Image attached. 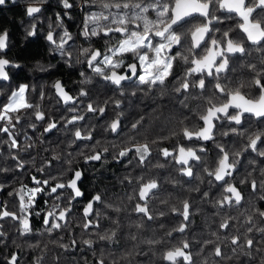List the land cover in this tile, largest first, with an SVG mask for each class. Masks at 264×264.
<instances>
[{"label": "clouds", "instance_id": "9594fccd", "mask_svg": "<svg viewBox=\"0 0 264 264\" xmlns=\"http://www.w3.org/2000/svg\"><path fill=\"white\" fill-rule=\"evenodd\" d=\"M0 264H264V0H0Z\"/></svg>", "mask_w": 264, "mask_h": 264}, {"label": "flooded vegetation", "instance_id": "af4514ba", "mask_svg": "<svg viewBox=\"0 0 264 264\" xmlns=\"http://www.w3.org/2000/svg\"><path fill=\"white\" fill-rule=\"evenodd\" d=\"M14 26H15V25H14ZM14 29H15L16 31H18V28H17L16 26L14 27ZM29 47L32 48V47H35V46L30 45ZM41 47H42V45H41Z\"/></svg>", "mask_w": 264, "mask_h": 264}, {"label": "trees", "instance_id": "16d2710c", "mask_svg": "<svg viewBox=\"0 0 264 264\" xmlns=\"http://www.w3.org/2000/svg\"><path fill=\"white\" fill-rule=\"evenodd\" d=\"M13 27H15L14 25H13ZM15 30V29H14ZM16 31V30H15Z\"/></svg>", "mask_w": 264, "mask_h": 264}]
</instances>
